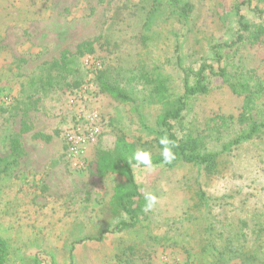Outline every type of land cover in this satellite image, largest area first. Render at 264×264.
<instances>
[{
  "label": "rangeland",
  "instance_id": "rangeland-1",
  "mask_svg": "<svg viewBox=\"0 0 264 264\" xmlns=\"http://www.w3.org/2000/svg\"><path fill=\"white\" fill-rule=\"evenodd\" d=\"M168 2L0 0V238L9 244L6 264H264V256L252 261L238 252L201 253L207 212L220 218L264 207V133L234 143L249 130L237 122L244 98L212 73L209 93L188 101L184 130L203 135L209 150L222 153L220 173L209 176L185 162L151 171L135 166L142 193L154 192L157 205L140 226L121 232L113 231L118 219L103 215L119 178L91 172L100 139L113 148L124 132L145 142L161 106L141 94L140 117L99 93L97 83L81 90L97 74L91 58L102 68L119 67L124 82L129 70L146 63L168 78L177 95L185 71L203 63L217 69L239 61L264 76V48L234 43L238 11L257 23L254 7L264 10V1L191 0L194 11L186 18ZM216 51L224 52L220 62ZM94 110L102 117V137L74 165L66 132L87 126ZM221 116L235 120L223 123ZM254 119L264 120V96ZM13 137L21 146L16 155ZM202 192L209 199L203 214L196 211Z\"/></svg>",
  "mask_w": 264,
  "mask_h": 264
},
{
  "label": "trees",
  "instance_id": "trees-1",
  "mask_svg": "<svg viewBox=\"0 0 264 264\" xmlns=\"http://www.w3.org/2000/svg\"><path fill=\"white\" fill-rule=\"evenodd\" d=\"M168 3L169 6L172 4L176 7L175 11L179 16L185 18L194 11L191 0H169ZM254 8L260 18L257 23L247 22L244 20V15L238 11L239 29L234 43H249L264 48V10L257 6ZM147 20H150V15ZM215 53V57L220 62L224 57V52L216 51ZM118 68L104 66L101 69H96L97 74L93 81L98 84L99 93L107 94L120 104L130 107V111L140 117L142 114L138 102L141 94H147L143 97L144 99L148 100V97L149 100L161 106L153 129L149 128L142 118H139V124L152 131L148 140L145 142L131 140L128 135L122 132L116 135L114 147L108 148L103 145L101 138L96 148L95 159L91 163V172L94 175L104 177L112 174L119 178L114 184L113 194L103 206L102 212L107 220L118 219L113 231L121 232L140 226L141 218L145 213V199L137 184L134 169L129 165V159L137 150H149L153 163L155 165L163 164V146L159 140L167 134L172 141H175L173 148L175 159L170 164L163 165L174 167L180 162H185L205 170L209 176L220 173L222 153L209 150L203 135L184 130L186 129L184 112L189 99L210 91L206 82L207 72L220 76L234 93L242 95L244 98L237 122L240 125L248 124L249 130L234 140L236 144L248 139L263 138L264 120L256 121L254 111L257 109L259 99L264 96V76L259 74L258 69L246 67L239 61L236 64L220 65L217 69L211 64L203 63L197 70L191 68L189 71H185L183 92L177 95L176 91L171 88L168 78L163 73L157 72L156 68L148 70L146 63L141 64L138 72L129 70L131 72L126 77L127 79L125 78V82L122 79L121 70L119 71ZM191 73L195 76L193 82L190 79ZM80 85L81 83H76L74 87L79 88ZM138 85H142L143 88L137 91ZM220 120L227 123L234 121L235 118L221 116ZM24 125L21 131L28 129ZM11 144L13 154H19L21 146L18 137H13ZM132 164L135 165L136 162L133 160ZM200 199L201 202L196 205V211L203 214V209L208 207L209 199L205 197L204 192L200 194ZM209 214L207 212L205 217L207 219H205L201 235L202 254L216 255L218 252H238L246 254L252 261H259L260 257L264 256V207H258L252 212L241 208L233 216L223 214L220 218L212 210ZM124 216H128V218H124ZM102 237L101 235L99 239ZM8 256V241L0 238V264H6Z\"/></svg>",
  "mask_w": 264,
  "mask_h": 264
},
{
  "label": "built area",
  "instance_id": "built-area-1",
  "mask_svg": "<svg viewBox=\"0 0 264 264\" xmlns=\"http://www.w3.org/2000/svg\"><path fill=\"white\" fill-rule=\"evenodd\" d=\"M91 63V66L93 67V70L101 69L102 64L99 60L92 59L89 60ZM94 85V81L90 80L89 83L85 84L82 89H86L89 87L92 88ZM87 126L85 125L84 128L82 126H77V128L74 130H70L66 132V143L68 145V157L74 158V156L77 158L76 161L73 163L74 165H78L80 159L82 157V154L84 153V150L96 142L98 140L99 136L103 134V127H102V117L100 112L94 110L90 112L86 118Z\"/></svg>",
  "mask_w": 264,
  "mask_h": 264
},
{
  "label": "clouds",
  "instance_id": "clouds-1",
  "mask_svg": "<svg viewBox=\"0 0 264 264\" xmlns=\"http://www.w3.org/2000/svg\"><path fill=\"white\" fill-rule=\"evenodd\" d=\"M159 143L163 146L162 156L163 164H170L175 159V154L173 148L175 147V141H172L167 134L162 136L159 140ZM135 161L136 164L133 165L132 161ZM129 165L131 167L135 166H144L147 170H154L156 165L153 163L152 155L149 150H137L134 155L129 159ZM145 199V212L152 211L158 203V196L154 192L145 191L143 193Z\"/></svg>",
  "mask_w": 264,
  "mask_h": 264
}]
</instances>
